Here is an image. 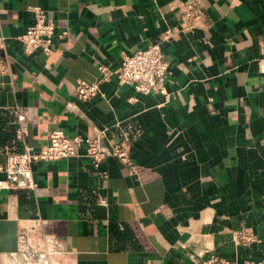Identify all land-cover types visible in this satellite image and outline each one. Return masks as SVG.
<instances>
[{
    "label": "crops",
    "instance_id": "crops-1",
    "mask_svg": "<svg viewBox=\"0 0 264 264\" xmlns=\"http://www.w3.org/2000/svg\"><path fill=\"white\" fill-rule=\"evenodd\" d=\"M34 6L68 32L50 53H25L18 39ZM156 41L165 92L137 93L113 76L77 98V80ZM0 61V165L22 150L19 113L32 149L55 129L106 130L99 164L80 147L34 162L33 189L0 187V264L21 261L17 233L36 221L73 264H264V0H0ZM240 231L250 241L236 242Z\"/></svg>",
    "mask_w": 264,
    "mask_h": 264
},
{
    "label": "built area",
    "instance_id": "built-area-1",
    "mask_svg": "<svg viewBox=\"0 0 264 264\" xmlns=\"http://www.w3.org/2000/svg\"><path fill=\"white\" fill-rule=\"evenodd\" d=\"M34 16L33 23L18 36L25 53H31L40 49L45 53L53 50L52 42L55 36L63 38L67 30L56 31V23L47 16L40 6L31 8ZM184 14L195 19L199 11L194 3H189L184 8ZM99 76L88 82L77 80L74 89L77 98L87 100L100 94V83L110 80L113 76L119 85H129L137 93L149 94L165 92L164 82L170 75L168 61L165 59L160 41L150 43L144 48L137 49L131 54H123L120 64L115 69L100 65ZM0 71L6 72L7 65L0 61ZM17 137L23 142L22 150L8 153L5 161L0 165V171L4 173V179L0 180V187L33 189L35 181L32 174L34 162L51 161L61 158H75L79 155L78 148L83 147L84 155L92 164H99L105 158L101 150L100 141L106 136V130H95L91 136L67 137L61 130H52L44 147L32 149L25 143L27 127L25 116L17 115ZM111 154L118 159L121 166L131 174L133 163L127 153L120 145L114 144L111 147ZM102 205L106 201L98 199ZM236 242L245 244L250 241L251 236L245 232H237L234 235ZM16 252L20 255L21 261L18 264H73L71 253L61 247L55 238L48 236L42 231L37 221L28 227H22L17 233ZM208 264H229L224 258L211 255ZM245 264H254L245 262Z\"/></svg>",
    "mask_w": 264,
    "mask_h": 264
}]
</instances>
